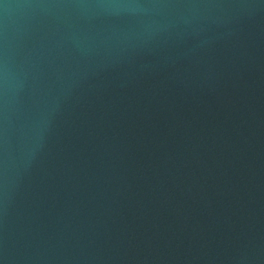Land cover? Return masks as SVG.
Returning <instances> with one entry per match:
<instances>
[{
	"label": "water",
	"instance_id": "water-1",
	"mask_svg": "<svg viewBox=\"0 0 264 264\" xmlns=\"http://www.w3.org/2000/svg\"><path fill=\"white\" fill-rule=\"evenodd\" d=\"M0 264H264V0H0Z\"/></svg>",
	"mask_w": 264,
	"mask_h": 264
}]
</instances>
